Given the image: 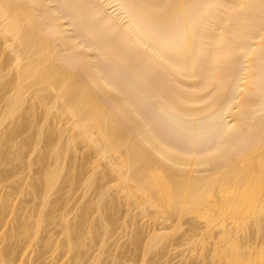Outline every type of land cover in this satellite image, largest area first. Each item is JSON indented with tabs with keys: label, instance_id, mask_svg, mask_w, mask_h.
<instances>
[{
	"label": "bare ground",
	"instance_id": "obj_1",
	"mask_svg": "<svg viewBox=\"0 0 264 264\" xmlns=\"http://www.w3.org/2000/svg\"><path fill=\"white\" fill-rule=\"evenodd\" d=\"M124 212L132 249L108 242ZM199 234L201 264H264V0H0V264Z\"/></svg>",
	"mask_w": 264,
	"mask_h": 264
},
{
	"label": "rangeland",
	"instance_id": "obj_2",
	"mask_svg": "<svg viewBox=\"0 0 264 264\" xmlns=\"http://www.w3.org/2000/svg\"><path fill=\"white\" fill-rule=\"evenodd\" d=\"M28 135V133L27 132H25V133H22L21 135H20V137H22V138H24V137H26ZM19 137V138H20ZM22 166V169L21 168H15L14 169V167L11 165L10 166V168L12 167L13 169H11V170H13V172L15 171V173H12V171L10 170V168L8 167V168H6L5 167V169H9L11 172H9V174L10 175H12V176H9L10 178H8V182L9 183H7V184H10V183H12V184H14L13 186H14V188H16V186H18V184L16 183V179H19V178H21V177H24V176H27V174L29 175L30 173H32L33 171L32 170H30L29 168H27V167H24L23 165H20V164H16V167H21ZM88 167V166H87ZM103 168V167H102ZM90 168L88 167L87 168V170L85 169V171H86V173H88L90 170H89ZM92 169V168H91ZM89 174V173H88ZM115 174H117V173H115ZM114 175V174H113ZM116 176V175H115ZM111 178H115V177H112V174H111V176H110ZM117 177H118V175H117ZM110 178V180L108 181L110 184L112 183V180L113 179H111ZM116 179V181H117V178H115ZM114 179V180H115ZM114 180H113V182H114ZM111 181V182H110ZM117 183V182H116ZM6 184V183H5ZM12 184H10V185H12ZM118 184V183H117ZM9 185V186H10ZM111 185H113V183L111 184ZM115 185V184H114ZM114 185H113V187H114ZM116 186V185H115ZM112 187V188H113ZM117 188V187H116ZM96 190V189H95ZM94 189H90V190H88V191H85V188H84V185L83 184H80L79 186H77V188L74 190V192H73V196H72V198H71V200H70V202H69V206L71 207V208H73V211L72 212H77V210L75 209L81 202H83V201H89V200H91L92 198H94L95 197V195H96V192L97 191H95ZM119 190H121V189H119V186H118V191ZM122 191H123V189H122ZM112 192H113V190H112ZM114 192H115V190H114ZM124 192V191H123ZM116 193H117V191H116ZM138 193V192H137ZM118 194H120V193H118ZM124 194V193H123ZM141 194V193H140ZM16 195V194H15ZM22 199L25 201V203L27 202V201H29V200H31L32 199V196L30 195V194H26V195H24V196H22ZM33 200H31V202H32ZM30 202V201H29ZM28 202V203H29ZM126 204V203H125ZM123 205L122 204V208L126 211V210H128L129 208H127V207H129V206H126V205ZM134 208V207H133ZM152 210L154 209V208H151ZM63 210H64V208H62V206H57V210L55 211V214L56 215H61L60 213H62L63 212ZM123 211V210H122ZM129 211V210H128ZM134 211V210H133ZM123 213V212H122ZM125 213H127V212H124V214ZM128 214V213H127ZM127 214H125V216H122V214H121V218H119L118 219V221L119 222H117V226L116 227H114V228H116V229H113V234L111 235V237L109 238V243L110 244H116L115 242H116V240H119V244H122L123 245V243L124 244H126V245H124V246H128V244L130 243V241H131V239H130V236H131V234H133L132 232H133V230L131 229V226H129V223L131 224V222H129V223H127V222H125V220L127 221L128 219H125L126 218V215ZM93 216H96V213H94V215ZM92 216V217H93ZM59 217V216H58ZM57 217V218H58ZM91 217V218H92ZM127 217H129L128 215H127ZM93 218H95V217H93ZM92 218V219H93ZM135 219H136V224H137V221L140 223L139 225L141 226V224H142V226H146L145 225V221H146V219L145 218H143L142 216H137V218L135 217ZM57 221V222H56ZM128 221H131V220H128ZM185 221H188V219L186 220H184V223L183 224H185V226H184V229L182 230V232L184 233L185 231H189V227H190V225H189V223H190V221H189V223L187 222H185ZM198 221V220H197ZM197 221H195V222H197ZM55 222L56 223H51L52 225H51V229H53V232L55 233V231L56 230H58V228L60 227V224H59V222H60V220H56L55 219ZM191 222H192V220H191ZM170 223V222H169ZM169 223H168V225H169ZM197 223H199L198 225H199V227L200 226H204L205 224L203 223V221H201V220H199V222H197ZM144 224V225H143ZM146 227H148V226H146ZM48 228H50V226H48ZM50 229V230H51ZM60 229V228H59ZM168 230H169V228H167ZM166 229V230H167ZM188 229V230H187ZM200 229H201V227H200ZM55 230V231H54ZM165 230V229H164ZM171 230V229H170ZM199 230V229H198ZM218 230V229H217ZM216 230V231H217ZM59 231V230H58ZM202 231H203V229H202ZM202 231H199L201 234L203 233ZM52 232V233H53ZM187 232L186 233H181L180 231H179V233H180V235H179V233H175V239H178V240H180L178 237H181L182 235H185V234H187ZM56 233H58L57 231H56ZM56 233L54 234V235H56ZM201 234H199L198 235V240L196 241L197 242V244L196 245H194V244H188V242L186 243V244H184V243H182V245L180 244H175L176 242L175 241H173V243L174 244H172L171 245V243L172 242H170L169 243V245L170 246H168V247H166L167 249H165V247H164V249L162 250V253H161V251L159 252V253H157V254H153V255H150V254H148L149 256H147V257H151L150 259H152V258H154V260L152 259V260H149V262H151V264H153V262L152 261H154V264H187V262H191V263H197V264H201L202 263V258L198 255L199 254V252L197 251V246H200V238L202 237V235ZM176 235L178 236V237H176ZM183 238H185L184 236H183ZM130 239V240H129ZM129 241V242H128ZM177 241V240H176ZM198 241H199V243H198ZM88 242V241H87ZM118 242V241H117ZM121 242V243H120ZM128 243V244H127ZM184 244V245H183ZM130 245V244H129ZM112 246V245H111ZM210 246V247H209ZM212 245L210 244H208V247L209 248H212L211 247ZM116 247V245H114V248ZM128 247H130L131 248V245L130 246H128ZM113 248V247H112ZM132 249V248H131ZM131 249H130V251H131ZM65 249H63V248H59V249H57V250H55V254L53 255L52 253H53V251L52 250H50L46 255H44L40 260L43 262H47V261H49L50 262V260L52 259V256H54L55 257V259H65L66 258V255L64 254V251ZM114 250L115 249H113V252H114ZM208 250V251H207ZM94 251L95 250H90L89 249V251L87 252V250L85 251L86 253H84L83 255V257L81 258L82 259V261L83 260H85L86 261V264H91L90 263V261H91V259H92V256L94 255ZM130 251L128 252L129 254L128 255H130V256H125V257H127L125 260L124 259H122L121 261L123 262V260L126 262V264H135V262H136V264H143V260L145 259V257L146 256H144L143 254H141V252L140 251H136V250H134L133 249V251H134V253L133 254H130ZM164 251V252H163ZM206 251H207V253L209 252L210 253V249H206ZM212 253V252H211ZM211 253H210V255H211ZM154 255H157V258L154 256ZM209 255V254H208ZM146 257V258H147ZM211 258H212V256H210ZM124 258V257H123ZM144 258V259H143ZM159 258V259H158ZM210 258V259H211ZM112 260H113V258H111V257H106V258H104V260L102 259V261H101V264H112L113 262H112ZM142 260V261H141ZM147 260V259H146ZM157 260V261H156ZM160 260H161V262H160ZM187 262H186V261ZM215 260V259H214ZM214 260H212L213 262H210V263H213V264H217V263H215V261ZM159 261V262H158ZM49 262H47L48 264H49ZM217 262V261H216ZM148 263V262H147ZM148 264H150V263H148Z\"/></svg>",
	"mask_w": 264,
	"mask_h": 264
}]
</instances>
